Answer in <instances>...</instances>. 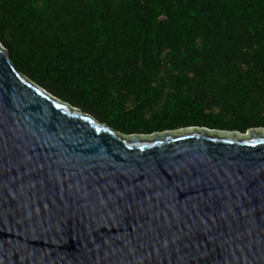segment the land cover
<instances>
[{
	"label": "water",
	"instance_id": "water-1",
	"mask_svg": "<svg viewBox=\"0 0 264 264\" xmlns=\"http://www.w3.org/2000/svg\"><path fill=\"white\" fill-rule=\"evenodd\" d=\"M0 264H264V130L126 136L0 46Z\"/></svg>",
	"mask_w": 264,
	"mask_h": 264
},
{
	"label": "trees",
	"instance_id": "trees-1",
	"mask_svg": "<svg viewBox=\"0 0 264 264\" xmlns=\"http://www.w3.org/2000/svg\"><path fill=\"white\" fill-rule=\"evenodd\" d=\"M0 46L126 136L264 130V0H0Z\"/></svg>",
	"mask_w": 264,
	"mask_h": 264
}]
</instances>
